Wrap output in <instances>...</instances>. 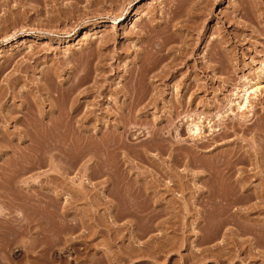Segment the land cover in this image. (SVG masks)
Wrapping results in <instances>:
<instances>
[{
    "label": "rangeland",
    "instance_id": "rangeland-1",
    "mask_svg": "<svg viewBox=\"0 0 264 264\" xmlns=\"http://www.w3.org/2000/svg\"><path fill=\"white\" fill-rule=\"evenodd\" d=\"M212 1L0 0V264H264V81L237 108L264 66V0ZM189 13L207 33L191 64L226 38L215 82L194 67L203 91L181 96L179 76L162 112L142 109L154 72L139 36ZM129 99L141 107H118ZM255 148L262 165L243 158Z\"/></svg>",
    "mask_w": 264,
    "mask_h": 264
},
{
    "label": "bare ground",
    "instance_id": "bare-ground-1",
    "mask_svg": "<svg viewBox=\"0 0 264 264\" xmlns=\"http://www.w3.org/2000/svg\"><path fill=\"white\" fill-rule=\"evenodd\" d=\"M205 1H207V6H209V5H211V3H213V1L212 0H205ZM235 1V0H234ZM237 1V0H236ZM244 1V0H243ZM239 2V1H238ZM251 2H253V4L254 3H257V5H258V3H260L259 1L257 2V0H251ZM240 3V2H239ZM235 4V3H234ZM249 4V3H248ZM252 4V3H251ZM233 5V4H232ZM256 4L254 5V7L255 6H257ZM261 5V4H260ZM250 6V5H249ZM251 6H253V5H251ZM235 7H237L238 8V6H235L234 5V8ZM260 7H263V6H260ZM247 8V7H246ZM258 8H259V6H258ZM198 9V8H197ZM251 9V8H250ZM260 9V8H259ZM253 10V9H252ZM255 10V9H254ZM238 11V10H237ZM196 12V11H195ZM236 12V11H235ZM251 12V11H250ZM190 15L188 16V17H186L185 19H181V18H183L182 16H180V15H178V14H173V15H170L169 14V16L167 17L166 16V19L164 20V21H158V22H156L155 24H151L150 26H149V31H147L148 29H146V31L145 32H143L144 30H142V34L139 36V38L141 39V43H140V45L142 46V49H140V50H146V52H147V54H149V55H151L149 58H150V60H151V58H152V67L149 69V71H150V73H146L147 75L148 74H152L153 72V74H152V77H151V79L152 78H154V86L153 87H151V83L149 84L150 86H149V88H147L146 87V81H145V91L144 90H142V88H144L143 86H142V88H141V84H143V83H139L138 82V78H137V82H135V83H133L135 86H136V88H140L141 90H142V92H145V94H144V96L146 97L144 100H146L148 97H150V99L147 101V102H145V101H143V102H145V103H143L142 102V105H141V101L143 100V99H141V101L139 102V101H136L135 99H134V101L133 100H131V102H130V99L128 100L130 103H125V101L123 102V103H121L120 105H118V107H120V108H122V109H125L126 110V108H128L127 110H129V108L130 109H132L133 107H136L135 109H137V106H142V109L143 108H153V110L154 109H156V110H161V104H162V101H165L166 99L165 98H161L163 95H162V93L164 94L165 93V89L163 90V88L162 87H164V86H167V88H168V92L170 91L171 92V90H172V88L171 89H169V83L173 80H175V81H177L176 83H178V80L176 79V78H178L179 76H184V78H182L183 80H180V82L182 83L181 84V86H182V89H181V92H183L182 94H180V92H179V94L181 95V96H185V93L186 92H188V91H190V90H194L196 93L197 92H200L201 90L203 91V86L198 82L199 80L198 79H195L196 80V82H195V80H194V78H193V80L194 81H190L191 83H188V81H187V79H189L190 77V74L192 73V72H189V74H186V71H190L189 69H191L193 72H194V70H193V68L195 67V68H199V69H201L202 71H203V73L205 72L206 74L209 72L210 73V76H208V77H210L209 78V80L211 81V83H214L215 82V79H216V75H217V73H218V66H217V62H219L218 61V59H220L221 58V56H222V54H223V52L225 51V46L224 45H226V43H227V41L226 40H223V39H226V38H223L222 39V37H221V39L219 40V41H217V42H213L212 43V45H211V56L207 59V61L203 64H201V62H203L202 60H201V62L200 63H196V64H191L190 63V56H189V54H191L192 56H195V54H196V51H198L197 50V48H198V43H199V41H202V40H199L198 42H196L195 41V39H194V36L197 34L198 35V38H197V40L198 39H201V38H203V36H206V29H204V30H202V29H199V27H198V25H196V23L194 22V18L195 17H198L197 16V14L196 13H189ZM199 15V14H198ZM200 20V19H199ZM194 22V23H193ZM201 26V25H200ZM203 26V25H202ZM226 27V26H225ZM138 33V32H137ZM141 33V31H139V34ZM145 33V34H144ZM228 37V36H227ZM138 38V39H139ZM206 38V37H205ZM232 38H234V37H232ZM140 46V47H141ZM123 47V46H122ZM125 49V48H124ZM123 49V50H124ZM126 51H127V49H126ZM137 51V50H136ZM139 51V50H138ZM138 51H137V54L136 55H138ZM144 52V51H143ZM142 52V53H143ZM230 52V51H229ZM140 53V52H139ZM141 54V53H140ZM145 54V53H144ZM226 54V53H225ZM225 54H223V55H225ZM135 55V56H136ZM146 55V54H145ZM123 55H121V53H118V55H117V58L118 59H122L121 57H122ZM232 56V55H231ZM227 57V56H226ZM116 58V59H117ZM223 58V57H222ZM133 59V58H132ZM198 59V58H197ZM224 60H225V58H223ZM229 60V59H228ZM89 61V60H88ZM90 62L92 63L93 61H91L90 60ZM89 62V63H90ZM101 61H99V63H100ZM140 62V61H139ZM90 63V64H91ZM98 63V64H99ZM101 63H103V62H101ZM131 63V62H130ZM147 63V62H146ZM89 64V65H90ZM132 64H134L133 62H132ZM147 64H149V63H147ZM201 64V65H200ZM92 65H94V64H92ZM91 65V66H92ZM219 65V64H218ZM264 65V64H263ZM117 66H118V64H117ZM134 66V65H133ZM149 66H150V64H149ZM89 67V66H88ZM87 67V70H85V71H89L88 68ZM92 67H94V66H92ZM92 67H90V70L92 69V70H94ZM101 68V67H100ZM102 68H104L103 66H102ZM117 68V67H116ZM97 69H99V65H96V67H95V70L96 71H98ZM130 69V68H129ZM141 69V68H140ZM146 71H147V68L145 67L144 68ZM90 71V73H89V77H91L92 78V74H94V73H92L93 71ZM134 69H132V70H130V71H133ZM78 71V70H77ZM84 71V72H85ZM95 71V72H96ZM116 71H118V68L116 69ZM128 71V70H127ZM145 71V72H146ZM153 71V72H152ZM144 72V71H143ZM196 72V71H195ZM261 72V71H260ZM97 73V72H96ZM129 73V72H128ZM134 74V78H136V77H142L143 75H139V76H136L135 77V72H133ZM128 75H130L129 77H132L131 75L132 74H128ZM144 75H145V73H144ZM147 75L145 76V77H147ZM84 76H86V73L84 74ZM94 77H96V74L95 75H93ZM126 76V75H125ZM259 78H258V81H257V83L255 84V85H252L251 84V87H249L248 89H246L245 90V93L242 95V97L241 96H239V97H241V99H242V101L241 102H238L239 104L237 105V108H238V110L240 109V110H242V112L246 109V108H248L247 107V105L250 103V96H251V93L252 92H254V94L261 88V85H262V81H264V66L262 67V73H260L259 75ZM89 77L88 76H86V78H88L89 79ZM126 78H127V76H126ZM81 79V78H80ZM82 82L84 81V77H82ZM127 79H130V81H131V79H133V78H127ZM144 79V78H143ZM148 79L149 78H146V79H144V80H147V82H148ZM87 80V79H86ZM95 80H96V78H95ZM126 80V79H125ZM134 80V79H133ZM141 80V79H140ZM77 81V80H76ZM78 81H80V80H78ZM97 81V80H96ZM95 81V82H96ZM187 81V82H186ZM142 82V81H141ZM144 82V81H143ZM152 82H153V80H152ZM195 82V83H194ZM76 83V82H75ZM80 82H78V84H79ZM130 83V84H129ZM132 83V81L131 82H128V84L130 85V87H131V85H133V84H131ZM149 83V82H148ZM74 84V83H73ZM77 84V83H76ZM76 84H74V86L73 87H76L77 85ZM100 84V83H99ZM179 84V83H178ZM178 84H176V87H177V85ZM76 85V86H75ZM139 85H140V87H139ZM148 85V84H147ZM196 85V86H195ZM204 85V84H203ZM207 85V84H206ZM79 86V85H78ZM124 87L122 88V87H120V88H118V92H119V94H120V92H123V95H124V97L126 96V97H128V95H130V94H127L128 93V91L127 90H125V88H127L128 89V87H127V85H123ZM172 86V85H171ZM174 86V85H173ZM180 86V85H179ZM94 87L95 88H98V86L96 87V85H94ZM94 87H93V89H94ZM129 87V88H130ZM152 89H151V88ZM195 87H197V88H195ZM135 88V87H134ZM179 88V87H178ZM208 88L209 87H205V90L207 91L208 90ZM130 89H132V87L130 88ZM177 89V88H176ZM176 89L174 90V91H176ZM210 89V88H209ZM75 90V89H74ZM179 90V89H178ZM184 90H185V92H184ZM88 91V90H87ZM115 91V90H114ZM136 91H139L138 89L136 90L135 89V92H134V94H136ZM167 91V90H166ZM94 92H96V91H94ZM131 92H133V89H132V91ZM130 92V93H131ZM142 92H140V95L142 94ZM115 93H117V91H115ZM167 93V92H166ZM173 93V92H172ZM172 93H170V94H172ZM132 94V93H131ZM138 94H139V92H138ZM137 94V95H138ZM175 94V93H174ZM139 95V96H140ZM198 95V94H197ZM133 96V95H132ZM130 97H131V95H130ZM141 97V96H140ZM139 97V98H140ZM122 98V97H121ZM121 98H120V101H121ZM134 98H135V96H134ZM142 98H143V95H142ZM167 98V97H166ZM136 99L138 100V97H136ZM126 100V99H125ZM170 100V99H169ZM176 100H179V99H177L176 98ZM167 101H168V98H167ZM172 101V100H171ZM180 102V104H182V101H181V99L179 100ZM118 102V101H117ZM170 102V101H169ZM166 104V103H165ZM164 104V105H165ZM176 104H178V103H176ZM251 104V103H250ZM140 106V107H141ZM168 106H169V104H168ZM139 108V107H138ZM165 109H167V108H165ZM169 110V109H168ZM239 110V111H240ZM254 110V109H253ZM37 111V110H36ZM130 111V110H129ZM251 111V110H250ZM160 112H162V111H160ZM164 113H166V112H164ZM243 113H245V112H243ZM69 114V113H68ZM202 114V113H201ZM242 114V113H241ZM130 115V114H129ZM165 115V114H164ZM163 115V116H164ZM237 115V114H236ZM245 115V114H244ZM156 116H159V115H156ZM162 116V115H161ZM197 116V115H196ZM219 116V115H218ZM243 116V115H242ZM199 117V116H198ZM198 117H195V119H193V121L191 122V125H190V127H189V133H191V135L193 136V137H198V136H195V134L196 135H198V134H201L202 135V133H201V127H203V126H201V124L203 123V121H202V123H200L201 122V119H200V117H202V116H200L199 117V119H200V121H199V119H198V121L196 120V118H198ZM238 117H239V115H238ZM244 117V116H243ZM158 118V117H157ZM160 118V117H159ZM168 118V115L166 114V118H164V120L165 119H167ZM191 118V117H190ZM203 118V117H202ZM205 118V117H204ZM215 118H216V116H215ZM240 118V117H239ZM247 117H245V119H246ZM121 119V118H120ZM130 120V119H129ZM128 120V122H126V121H121V122H123V123H131L130 121ZM169 118H168V123H169ZM211 120V119H210ZM241 120H242V118H241ZM241 120L239 119V121H238V118H237V121L239 122V125L240 124H242L245 120H243V122L241 123ZM156 121V120H155ZM166 121H164V122H166ZM205 121H208L209 122V120L207 119H205ZM212 121V120H211ZM135 122V121H134ZM159 122V121H158ZM247 122V121H246ZM245 122V123H246ZM122 123V124H123ZM249 123V122H248ZM204 124V123H203ZM207 124V123H206ZM124 125V124H123ZM122 125V126H123ZM189 125V124H188ZM210 125V128H212V125H211V123L209 124ZM214 125V124H213ZM242 125H244V124H242ZM208 126V125H207ZM215 126V125H214ZM125 128V127H124ZM216 128V127H215ZM161 129V128H160ZM209 129V128H208ZM217 130V129H216ZM215 130V131H216ZM220 130V129H219ZM209 131H212V129L211 130H209ZM214 133V132H213ZM212 133V134H213ZM225 133V132H224ZM227 133V132H226ZM192 136H191V138H192ZM200 136V135H199ZM243 137V136H242ZM230 139V138H229ZM242 142V141H241ZM261 143V142H260ZM259 144V143H258ZM234 147V146H233ZM237 147H239V146H237ZM236 147V148H237ZM241 147V146H240ZM218 148V147H217ZM217 148L216 149H214L213 148V151H212V149H210V150H208V152H213V153H211L212 154V158L214 159V162L216 163V166H217V168H219V167H221L222 165H224V163H225V165H226V163L229 161V163H228V167H222L221 169H223V170H220V168H219V171L218 172H220L221 171V173L222 174H220V175H222V178H223V175H225V177L226 176H228V177H232V176H234L235 175V173H234V170H233V168H232V166L234 165L233 164V160H230V158H226L225 157V155H223V154H219V153H217L218 151H217ZM220 148V147H219ZM261 148V147H260ZM251 149V148H250ZM214 150H215V153H214ZM220 150V149H219ZM240 150V149H239ZM255 151L252 153V152H250V153H252V154H250V155H248V154H246L245 155V157H243L244 158V160H245V158L247 159V160H249V161H252V160H260V155L258 156V154H260V150H259V148H255L254 149ZM251 151V150H250ZM193 152V151H192ZM206 152V151H205ZM224 152V151H223ZM238 152V151H237ZM263 152V151H262ZM237 154V153H236ZM264 154V153H263ZM190 155V154H189ZM208 155H209V153H208ZM238 156V155H237ZM159 157V156H158ZM229 157V156H228ZM231 158H233V157H231ZM227 159V160H226ZM229 159V160H228ZM224 160H226V161H224ZM246 160V161H247ZM241 161H243L242 159H241ZM254 161H253V163H254ZM164 163V162H163ZM201 163V162H200ZM212 165H213V162H210ZM236 163V162H235ZM260 163H261V160H260ZM230 164V165H229ZM233 164V165H232ZM255 164V163H254ZM252 165V164H251ZM261 165H262V163H261ZM208 166V165H207ZM227 166V165H226ZM258 166V165H257ZM204 167V166H203ZM263 167V166H262ZM207 168V167H206ZM203 169V171H207L208 172V170L207 169ZM264 168V167H263ZM236 170V169H235ZM228 177H226V179L228 178ZM245 177V176H244ZM206 178V177H205ZM217 178V177H216ZM221 179V178H220ZM244 179V178H243ZM230 180V179H229ZM225 181V180H224ZM227 181V180H226ZM239 181V180H238ZM221 182H223V181H221ZM230 182V181H229ZM241 182V181H240ZM217 183V182H216ZM238 184H239V182H238ZM238 184H237V186H238ZM248 184V183H247ZM241 185V184H240ZM226 186V185H225ZM241 186H247L246 185V183H243L242 182V185ZM250 186H251V184H250ZM262 186V185H261ZM248 187V186H247ZM254 187H256L257 188V186H254ZM260 187V186H259ZM262 187H264V184H263V186ZM260 189V188H259ZM253 190V189H252ZM233 191V190H232ZM262 196V195H261ZM256 204V203H255ZM257 222V221H256ZM255 222V223H256ZM260 222V221H259ZM221 223V222H220ZM263 223V222H262ZM262 226V225H261ZM260 226V227H261ZM263 227V226H262ZM254 243V242H253ZM252 243V244H253ZM257 247V246H256ZM253 248H255L254 247V245H253V247H252V250H254ZM255 249H257V248H255ZM261 251V250H260ZM259 251V252H260ZM254 252H256V250L254 251ZM261 253H262V251H261ZM255 254H257V252L255 253ZM264 254V253H263Z\"/></svg>",
    "mask_w": 264,
    "mask_h": 264
}]
</instances>
